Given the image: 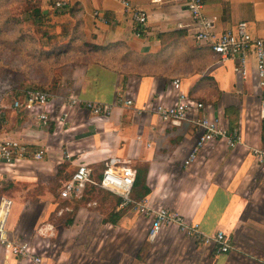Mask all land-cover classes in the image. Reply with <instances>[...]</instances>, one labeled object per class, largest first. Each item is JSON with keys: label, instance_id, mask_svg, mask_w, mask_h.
<instances>
[{"label": "crops", "instance_id": "1", "mask_svg": "<svg viewBox=\"0 0 264 264\" xmlns=\"http://www.w3.org/2000/svg\"><path fill=\"white\" fill-rule=\"evenodd\" d=\"M52 1L43 13L63 17L79 41L93 48L92 57L61 68V82L51 88L59 92H48L73 94L111 111L103 116L72 109L65 130L53 132L51 124L30 120L3 102L0 139L44 151L37 160L0 161V218L9 202L7 236L25 240L45 264H264V161L252 154L264 152V130L260 120H251L264 99V84L259 85L254 58L243 74L235 72L233 61L218 63L207 45L196 42L198 27L178 1L124 0L146 13L143 25L122 0ZM59 1L65 5L56 9ZM202 2L216 35L246 22L253 37L264 38V0ZM174 79H180L183 93L210 105L229 134L239 128L240 142L231 147L226 136L195 151L201 131L193 116L162 122L141 111L151 102L174 103ZM128 99L130 106L123 104ZM109 158L137 172L134 201L175 211L203 235L222 231L232 249L219 254L176 224L162 227L150 241V217L121 208L120 197L95 184L69 199L60 197L77 165H88L98 182ZM24 186L29 193L19 190ZM96 191L103 199L92 197ZM0 264L34 263L0 245Z\"/></svg>", "mask_w": 264, "mask_h": 264}, {"label": "built area", "instance_id": "2", "mask_svg": "<svg viewBox=\"0 0 264 264\" xmlns=\"http://www.w3.org/2000/svg\"><path fill=\"white\" fill-rule=\"evenodd\" d=\"M178 1L190 14L193 24L198 27L195 40L198 44H205L217 58L218 63L233 61L237 67L235 72L243 74L244 68L250 56L254 58L256 75L259 85L263 86L264 79V38L253 37L247 28L246 22H239L234 29L227 30L219 35L213 31V20L202 13V0H171ZM125 10L131 18L138 24L146 22V13L133 7L129 2L122 0ZM65 3L56 2V9L62 8ZM99 18L98 14L94 15ZM180 79H174L171 87L176 91V100L172 104H162L151 102L144 106L141 111L155 114L162 122H181L193 116V122L201 131L197 141L195 151L200 150L205 144L223 140L229 136L228 143L232 147L236 142H240L239 128L228 131L220 127L219 120L212 115V107L204 102L191 98L187 93L180 90ZM132 100H124L126 106L132 105ZM7 107L16 112L26 114L30 120H34L41 125L58 123L65 126L69 118V111L75 108L88 110L94 115H109L111 107L100 105L90 101H84L72 95L55 97L47 90H26L22 94L13 97ZM6 106L3 99L0 100V121L4 115ZM260 121L264 122V99H261L257 108ZM197 116V117H196ZM234 140L236 142H234ZM44 151L41 149L35 153L25 144L13 139H0V161L5 164H13L22 159H41ZM252 154L258 162L264 161V152L253 150ZM194 153L189 155L188 161L193 159ZM93 171L86 164L77 165L76 170L70 178L64 182L59 193L63 199L77 196L86 184L96 186L120 197L121 208H132L142 216H149L151 219L148 237L153 241L164 226L172 224L178 225L180 230L199 241L204 245L211 246L221 254L228 253L232 249L230 239L222 232L216 231L214 234L206 236L200 233L195 225L188 224L177 212L165 207H149L145 202L139 203L132 199V191L135 184L136 172L127 162L118 158H109L101 172L98 182L92 180ZM9 202H5V213ZM5 213L0 218V245L9 249L12 255L23 259H29L34 264H45L42 257L36 255L25 240L9 238L4 229Z\"/></svg>", "mask_w": 264, "mask_h": 264}, {"label": "rangeland", "instance_id": "3", "mask_svg": "<svg viewBox=\"0 0 264 264\" xmlns=\"http://www.w3.org/2000/svg\"><path fill=\"white\" fill-rule=\"evenodd\" d=\"M53 3L52 0H0V100L3 99L4 103H11L13 97L26 90L59 92L60 89L54 91L51 88L56 89L61 82V68L75 63L82 54L75 49H59L66 43L70 45L64 35L69 34L71 26L63 17L52 11L44 13L41 19L34 16L35 8L40 11L45 7L52 8ZM252 119L254 123L259 121L256 108ZM260 124L264 130V122L260 121ZM51 125L48 127L53 132L65 130L58 123ZM26 188L24 186L19 190L28 192ZM92 197L103 199L99 191L94 192ZM71 203L74 205V202ZM100 236L95 237V242Z\"/></svg>", "mask_w": 264, "mask_h": 264}, {"label": "trees", "instance_id": "4", "mask_svg": "<svg viewBox=\"0 0 264 264\" xmlns=\"http://www.w3.org/2000/svg\"><path fill=\"white\" fill-rule=\"evenodd\" d=\"M33 14L35 17H37V19H41L42 17L45 16L43 11L42 10L40 11L38 8L37 9L35 8L33 10ZM68 33H69L68 35H64V36L67 37V40L70 43V45H67V43H66V45H64V46L61 45V47H59V49H61L62 51H66L67 49H75L76 51L78 50L80 54L82 53L81 56H79V60L75 61V63L78 61H82L87 57H92V51H91L92 49L91 48H93V47L91 45H86L85 43L79 41V37H78L77 31H76V28L69 29ZM18 112L20 114V111H18ZM3 117H4V115H3ZM135 181H136V178H135Z\"/></svg>", "mask_w": 264, "mask_h": 264}]
</instances>
